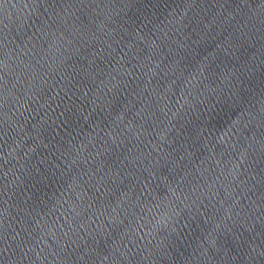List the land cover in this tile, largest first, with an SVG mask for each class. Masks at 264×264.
Returning <instances> with one entry per match:
<instances>
[{
	"label": "water",
	"instance_id": "1",
	"mask_svg": "<svg viewBox=\"0 0 264 264\" xmlns=\"http://www.w3.org/2000/svg\"><path fill=\"white\" fill-rule=\"evenodd\" d=\"M0 264H264V0H0Z\"/></svg>",
	"mask_w": 264,
	"mask_h": 264
}]
</instances>
